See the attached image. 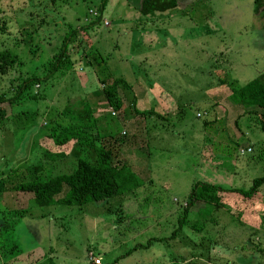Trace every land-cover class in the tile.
I'll list each match as a JSON object with an SVG mask.
<instances>
[{"label":"rangeland","instance_id":"rangeland-1","mask_svg":"<svg viewBox=\"0 0 264 264\" xmlns=\"http://www.w3.org/2000/svg\"><path fill=\"white\" fill-rule=\"evenodd\" d=\"M99 2L0 0V51L15 57L0 74V95H13L24 78L40 79L11 107L0 102V264H86L88 254L99 264H264V251L248 245L264 249V185L259 204L240 212V221L254 228L231 216L238 204L226 210L200 204L202 211L190 208L177 229L195 182L246 189L264 175L258 112L222 98L229 94L227 82L241 86L264 72V4L255 13L253 0H179L176 8L141 14L133 9L138 0H107L101 21L85 29ZM64 35L70 64L41 80ZM116 77L125 83L116 86L123 104L139 93L127 87L137 83L164 84L166 97L192 100L166 105L158 112L162 121L157 112L144 113L147 136L140 133L142 115L130 111L134 141L119 133L120 122L112 127L111 136L129 141L117 143L127 156L118 159L134 158L130 165L144 175L148 164L151 181L101 206L38 207L30 193L4 191L2 181L15 170L28 181L68 173L77 157L93 161L91 150L70 142L63 146L65 158L49 161L38 143L63 127L69 115L61 113L78 111L89 91L94 104L103 100L98 79ZM131 150L158 154L147 160ZM65 191L62 185L58 197Z\"/></svg>","mask_w":264,"mask_h":264},{"label":"trees","instance_id":"trees-1","mask_svg":"<svg viewBox=\"0 0 264 264\" xmlns=\"http://www.w3.org/2000/svg\"><path fill=\"white\" fill-rule=\"evenodd\" d=\"M107 0H100L98 4V15L90 23L85 26H95L102 17V11ZM179 0H138L136 10L141 14H149L151 12H164L177 7ZM264 0H253V9L255 13H259L263 7ZM68 35H64L61 40V46L57 51L54 60L47 67V75L41 80L53 75L55 70L59 69L62 64L67 66L70 64L68 60L67 48ZM15 60L14 54L7 50L0 51V74H6ZM40 79L36 77L24 78L18 83L15 92L10 97L0 95V102L5 103L8 107L14 102H18L27 90ZM102 84V95L105 103L113 109V114H108L109 119L104 116H98L92 119L90 117V109L83 100V106L79 110L71 114V111L64 110L61 114L69 115L67 119L69 124L60 127L55 133L54 129L50 134L45 136L47 140H40L38 143L44 150L43 157L49 161L63 159L68 154L63 146L68 142L75 145L78 149L91 150L94 154L93 161H88L82 157L75 159V164L68 173H61L55 176H49L45 179H31L28 181L21 180L22 173L13 171L7 175L3 182V190L8 192L18 191L27 192L32 195V203L35 206L43 207L50 205H66L80 207L86 203L93 202L97 206L105 204L113 197L119 196L130 190L137 188L141 181L117 159L118 148L117 143L122 141V136L115 134L111 136L112 127L115 124V117L121 118L123 100L116 93V86L123 84L120 78H113L108 82L107 78L98 79ZM229 94L226 93L222 98L232 104L239 106L246 112H258L259 128L264 133V72L252 78L245 84L238 86L234 81L226 83ZM127 86V85H126ZM28 96V95H27ZM256 108V109H255ZM136 114L146 113L147 110L137 111L132 109ZM123 112V111H122ZM130 113L127 108L123 114ZM150 112V110H149ZM117 114V116L115 115ZM111 115H115L113 118ZM88 129V131L84 130ZM78 144V145H77ZM38 170V167H35ZM62 185L65 186V193L58 197ZM264 185V175L255 177L251 180L248 188H221L218 185L195 182L189 192L183 215L178 221L177 229H180L186 221V217L190 212V208L196 207L202 211L199 206H210L214 209L226 210L228 204H238L240 209L238 214L231 211V216L240 224L254 228L248 224L246 220H242L240 212L244 209L252 211L255 204H259L260 195L258 188ZM204 208V207H203ZM250 217V212L246 213ZM208 221V220H206ZM250 243V242H249ZM253 244V243H252ZM249 245L254 252H263L257 244ZM10 250V249H9ZM44 264H55L49 261ZM90 264V263H88Z\"/></svg>","mask_w":264,"mask_h":264},{"label":"crops","instance_id":"crops-1","mask_svg":"<svg viewBox=\"0 0 264 264\" xmlns=\"http://www.w3.org/2000/svg\"><path fill=\"white\" fill-rule=\"evenodd\" d=\"M133 9H136V7H133ZM98 85H102V84H100L98 82ZM163 85H160V86L148 85V87L141 86L138 83L136 85H134V86L128 85L127 87L129 88V90L131 91V93H133L134 90H138L139 93L136 95V97H133L130 105L129 104H125L126 101H127L125 99L124 104L122 103V108H123L122 111L125 112L127 110V108H129L130 106L132 107V109H136L137 111H140L142 109H145V110H147V112H149V110H150L149 114H156L155 112H157L156 115H157L158 118L156 120H160V118L162 119V117H161L160 114H158V112L164 111L166 109L165 106L166 105L168 106L169 103H171V105H175V106H177V105L184 106V104H191L192 103V100H187V101L179 102L174 96H171V98L166 97L164 95V92H162V91H164V87L166 88V86H163ZM88 96H92V98H94V94L89 91V94H86L85 95V98H82L86 102V104L88 105V107L90 109V117L92 119H94V118H97L98 116H104V115H106V117L109 119L108 114H111V113L113 114V111H112V108L105 103V100H104L103 95L101 96L103 98V100L100 99V98H96L99 101L97 103H95V104L93 102H91L92 100H90ZM119 96H121V95H119ZM163 96H165V97H163ZM206 96H209L210 97L211 95H207V93L205 92V97ZM161 97H163V98H161ZM180 103H182V104H180ZM96 104L99 105V108H96ZM136 106H138V107H136ZM122 111H121V114H122L121 118L115 117L113 120H115L114 121L115 123L120 122L123 125V128L120 129L119 133H122V135L124 133H127L126 135H128V136L131 135V137H129V140H130L132 138H135V135L137 134V132H136V134L133 132V130L135 129L136 123L133 122V118L134 117L132 116V114H135V113H134L133 110H130V111L133 112L132 114H131V112L130 113L127 112L126 114H123ZM143 114L144 113L141 114L142 115V118L144 119V121H146L145 120L146 118L143 117ZM65 119H66V122H65V124L63 126L69 124V120L67 118H65ZM160 121H162V120H160ZM125 123H126V126H127L126 128H125ZM148 123L149 122L146 121V122H144V124H142L140 126L141 127V130H140L141 132L139 131L140 133L145 134V135L146 134L149 135L148 134V132H149L148 131V129H149V126L148 125L149 124ZM154 123H156V121ZM44 124L45 123H43L42 125H44ZM139 124H141V122ZM157 124H158V121H157ZM84 130L88 131V129H84ZM152 135H155V133L153 132ZM132 141H134V139H132ZM126 142H129V141L122 140L119 143L120 144L122 143V145H124V144L127 145ZM130 143L131 144H135V143H132V142H130ZM146 146H147V144H146ZM117 148H118L117 159H118V155L125 156L124 151H119V147H117ZM131 151L135 155H137V157H145L147 160H148V157L150 156V154H158V152L157 153H154V152H148L146 150H139V151H133V150H131ZM125 157H127V156H125ZM125 157H123L124 158L123 160H119V159L118 160H119L120 163L125 164V166L141 181L140 185L137 188L133 189V190H138L141 187H143V185L147 181L148 182L151 181L150 179H147L148 178V175H149V166L147 164V166H146V169H147V173L146 174L147 175H144V173H142V171L137 172L136 170H134L135 167H132L130 165V163H132V161H133L134 158H130L129 161H127ZM133 190H130L128 192H131ZM126 193H123L120 196H122V195H124ZM113 198H115V197H113ZM113 198H111L110 200H108V202H110L111 200H113ZM118 202H120V201H118ZM152 239H154V240L156 239L158 241L161 240V238H150L147 241L150 242V240H152ZM206 257H208V255ZM91 258H94V257H92L90 254H88L87 259H89V260L87 261L86 264H88V263L93 264L91 262ZM228 259L229 258H227V260ZM185 261H186V259L184 260V262ZM208 264H211V263H208Z\"/></svg>","mask_w":264,"mask_h":264},{"label":"built area","instance_id":"built-area-1","mask_svg":"<svg viewBox=\"0 0 264 264\" xmlns=\"http://www.w3.org/2000/svg\"><path fill=\"white\" fill-rule=\"evenodd\" d=\"M239 151H240V152H243L244 150H243V149H240ZM245 152H250V149H249V148H246V149H245ZM91 262H92L93 264H99V259H98V258H91Z\"/></svg>","mask_w":264,"mask_h":264}]
</instances>
